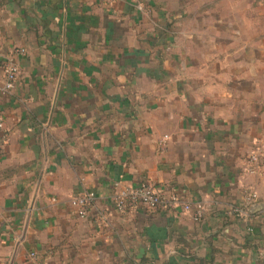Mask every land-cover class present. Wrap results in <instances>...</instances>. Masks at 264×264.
Returning a JSON list of instances; mask_svg holds the SVG:
<instances>
[{"label": "crops", "instance_id": "obj_1", "mask_svg": "<svg viewBox=\"0 0 264 264\" xmlns=\"http://www.w3.org/2000/svg\"><path fill=\"white\" fill-rule=\"evenodd\" d=\"M140 2L0 0V83L7 56L21 69L0 96V264H264V0ZM145 181L202 218L120 214Z\"/></svg>", "mask_w": 264, "mask_h": 264}, {"label": "built area", "instance_id": "obj_2", "mask_svg": "<svg viewBox=\"0 0 264 264\" xmlns=\"http://www.w3.org/2000/svg\"><path fill=\"white\" fill-rule=\"evenodd\" d=\"M138 2V8L143 9V4L140 0H134ZM20 53H24V50H20ZM4 80L0 83V96H8L12 94L16 88V84L21 75V69L14 61L12 56H7L3 63ZM9 140V132L6 130L4 116L0 107V152H2ZM261 166V150L254 149L250 154L248 160L247 172L254 174L257 173L258 168ZM96 196L91 191H86L74 196L72 198V206L74 208L75 215L80 219H86L89 215L90 209L94 204ZM114 204L116 210L120 214H125L132 209L140 206L147 208L164 207L166 209H175L181 207L183 212L192 214L195 221H199L204 214V206L198 205L195 211L192 210V206L184 202L179 195L172 194L170 197L165 195L163 189L158 187L150 181L142 182L139 186L128 188L117 193L114 196ZM257 195L251 190L244 196V203L242 207L232 206L227 211L229 214L248 215V209L256 202ZM99 224H107L106 212H102L99 216ZM28 264H43L40 255L37 252H31L28 258Z\"/></svg>", "mask_w": 264, "mask_h": 264}, {"label": "water", "instance_id": "obj_3", "mask_svg": "<svg viewBox=\"0 0 264 264\" xmlns=\"http://www.w3.org/2000/svg\"><path fill=\"white\" fill-rule=\"evenodd\" d=\"M252 209H254V206L252 207Z\"/></svg>", "mask_w": 264, "mask_h": 264}]
</instances>
